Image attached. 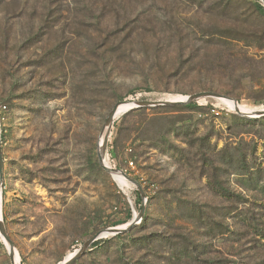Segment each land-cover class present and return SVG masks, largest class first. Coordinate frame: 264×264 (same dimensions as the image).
Wrapping results in <instances>:
<instances>
[{
    "label": "rangeland",
    "instance_id": "374dc122",
    "mask_svg": "<svg viewBox=\"0 0 264 264\" xmlns=\"http://www.w3.org/2000/svg\"><path fill=\"white\" fill-rule=\"evenodd\" d=\"M256 1L0 0V217L15 264H60L128 225L72 264H264V115L205 96L118 111L104 158L144 196L98 158L118 102L211 91L264 110Z\"/></svg>",
    "mask_w": 264,
    "mask_h": 264
},
{
    "label": "water",
    "instance_id": "95a60500",
    "mask_svg": "<svg viewBox=\"0 0 264 264\" xmlns=\"http://www.w3.org/2000/svg\"><path fill=\"white\" fill-rule=\"evenodd\" d=\"M262 2L264 3V0H262ZM217 97V98H229L227 96L218 94L216 92H211V91H202V92H198L189 96H186L185 99L183 100H159V101H134V102H130L132 103V105L129 107V109H127L125 112L136 108V107H141V106H155V105H165V104H179V103H187V102H191L199 97ZM232 99V98H230ZM236 103H238L235 99H233ZM125 101L122 102H118L110 111L107 120H106V125L105 128L103 130L104 136H103V140L101 143H99V154H98V158H99V162L101 164V166L103 167L104 170H106L107 172L111 173L113 171H120L123 176L130 180L131 182H133L134 184H136L142 194V196H144L143 190L139 184L138 181H136L133 178H130L128 175H126L123 171L121 170H117V169H113L111 166L106 165L105 163V158H104V154L106 152V146L108 143V139L111 133V128L115 122V120L117 119V114H118V106L121 103H124ZM238 112L242 115H246L248 117H259V116H263L264 115V110H260V111H256V113L254 114H248V113H242L238 110ZM2 164V152L0 149V166ZM1 179H2V174L0 172V206L2 203L1 200V194H2V187H1ZM130 227V225L125 226V227H109L103 231H101L100 233L95 234L94 236H92L91 238H89L85 243H83V245L81 247H79L78 250L75 251L74 254H72L69 258L65 259L62 263L60 264H72L94 241H96L99 236L101 235H116L119 233L124 232L125 230H127ZM0 235L5 239V241L8 242L9 244V257H10V261L11 264H15V260H16V255H15V245L14 242L11 240L10 236L8 235L6 228L4 226L3 220L1 218L0 220Z\"/></svg>",
    "mask_w": 264,
    "mask_h": 264
},
{
    "label": "bare ground",
    "instance_id": "6f19581e",
    "mask_svg": "<svg viewBox=\"0 0 264 264\" xmlns=\"http://www.w3.org/2000/svg\"><path fill=\"white\" fill-rule=\"evenodd\" d=\"M186 98V96L185 97H183V98H180V99H175V100H183V99H185ZM220 99H227V100H230L235 106H234V108H235V110L236 111H240V112H242L241 110H240V108H239V106H238V104L233 100V99H230V98H220ZM122 104V105H121ZM119 106H118V111H123V110H127V109H129V107L132 105V103H121ZM243 113V112H242ZM254 113V112H253ZM249 114H251V113H249ZM103 136H104V134H102L101 135V139H100V143L102 142V140H103ZM105 163H106V161H105ZM107 165V164H106ZM115 174H117V177H121V175H123L120 171H113L112 172V175H115ZM0 220H1V217H0ZM6 242V244H7V247H9V244H8V242L7 241H5ZM70 257V256H69ZM68 257V258H69Z\"/></svg>",
    "mask_w": 264,
    "mask_h": 264
},
{
    "label": "trees",
    "instance_id": "16d2710c",
    "mask_svg": "<svg viewBox=\"0 0 264 264\" xmlns=\"http://www.w3.org/2000/svg\"><path fill=\"white\" fill-rule=\"evenodd\" d=\"M255 7L256 9L258 10V12L262 15H264V5H262L259 1H256L255 3ZM6 106V105H5ZM7 108V107H6ZM138 110V109H136ZM224 195V194H223ZM150 199V197H148V200ZM122 236V234H117L115 236H112V237H108V238H105V239H99V240H96L93 245L90 247V250L94 249V248H98L104 244H106L111 238L113 237H116V238H120ZM75 262V261H74ZM73 262V263H74Z\"/></svg>",
    "mask_w": 264,
    "mask_h": 264
},
{
    "label": "built area",
    "instance_id": "2783aa9c",
    "mask_svg": "<svg viewBox=\"0 0 264 264\" xmlns=\"http://www.w3.org/2000/svg\"><path fill=\"white\" fill-rule=\"evenodd\" d=\"M5 108V105H0V112H2Z\"/></svg>",
    "mask_w": 264,
    "mask_h": 264
}]
</instances>
